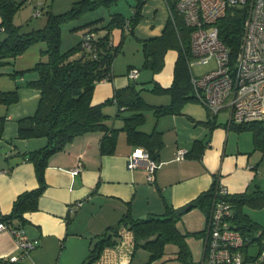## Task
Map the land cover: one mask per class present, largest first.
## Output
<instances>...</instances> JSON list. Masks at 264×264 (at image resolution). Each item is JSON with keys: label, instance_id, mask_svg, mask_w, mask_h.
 Listing matches in <instances>:
<instances>
[{"label": "crops", "instance_id": "crops-1", "mask_svg": "<svg viewBox=\"0 0 264 264\" xmlns=\"http://www.w3.org/2000/svg\"><path fill=\"white\" fill-rule=\"evenodd\" d=\"M38 10L40 13L36 14ZM47 10L40 2V8L30 9L25 18L28 20L32 12L35 15L32 21L24 23L17 16L18 11L13 21L25 30L39 28L45 23ZM168 18L165 0H147L142 5L141 19L131 34L124 32L121 51L113 59L112 78L95 84L92 104L103 102L116 88L130 83L137 87H150L154 81L165 87L171 84L177 50L165 51L158 72L142 66L143 40L161 35ZM121 36L122 32L115 30L113 41L119 42ZM46 48L45 41H38L14 59L0 62V92L16 90L18 95L15 102L0 101V214L11 211L20 192L38 185L33 163L19 153L38 149L47 139L18 137V120L33 115L37 108L40 91L27 83L37 76L33 68ZM134 68L138 70L136 79L128 76ZM13 70L18 72L14 76ZM141 94L152 105L169 101L167 95L147 89ZM104 112L110 116L109 123L117 127L123 124L121 118L114 117L117 112L114 103L107 104ZM121 114L129 111L124 109ZM144 114L138 128L158 132L162 140L154 180L147 181L143 166L132 170L127 167L128 155L139 145L128 141L125 130L118 131L112 152L100 151L101 131L76 136L48 158L46 187L39 197L38 208L25 213L28 222L22 226L34 247L19 264L27 260V264H79L96 235L117 223L125 212L129 211L133 217H146L164 213L167 205L174 209L182 207L209 189L215 180L228 194L264 189V150L256 148L248 136L243 137L245 133L229 126L228 108L213 115L202 102L190 100L176 113L155 115L151 108H146ZM179 149L185 152L177 159ZM77 166L79 169L75 171ZM71 206L74 211H70ZM245 209L246 206L243 210L250 215ZM16 254L14 235L0 229V260Z\"/></svg>", "mask_w": 264, "mask_h": 264}, {"label": "trees", "instance_id": "trees-1", "mask_svg": "<svg viewBox=\"0 0 264 264\" xmlns=\"http://www.w3.org/2000/svg\"><path fill=\"white\" fill-rule=\"evenodd\" d=\"M146 1L135 0L133 10L128 16L116 11L109 13L108 17L99 14L79 21L77 19L83 18L87 12L101 6L109 7L117 0H77L64 12L55 13L47 10L42 27L25 30L23 25L13 21L15 13L25 0H0V27L4 28L0 31V62L14 59L35 42L47 43L46 50L42 52L41 58L33 68L37 76L27 83L40 91L37 108L33 115L18 120V137L43 136L47 139L44 146L19 153L24 160L33 163L38 185L20 192L13 200L11 211L0 214V221L7 226L20 227L28 222L25 213L38 208L39 197L46 187L44 174L49 156L62 150L76 136L101 131L100 151L112 152L116 145L117 133L123 129L126 131L128 141L144 147L151 157L157 159L158 149L162 145L159 133L145 132L138 128L145 119L144 109L151 108L155 115L176 113L181 110L184 102L197 100L191 84L189 65L192 59L191 28L185 25L171 1L167 0L170 6L169 18L162 34L142 42L144 56L142 66L158 72L163 66L165 51L171 48L177 50L171 84L165 87L154 81L150 87H137L135 83H130L125 87L116 88L112 96L103 102L91 103L95 84L103 79L112 78L113 59L121 51L124 32L131 34L133 27L141 19V8ZM245 16L244 7L232 6L217 20L219 38L228 48L231 60L235 58L240 46ZM67 20L78 21L71 29H80L82 35L79 42L62 49L61 25ZM115 29L122 32L117 43L113 41ZM17 73L14 70L11 72L13 76ZM143 89L154 94L167 95L168 103L159 105L148 103L141 94ZM17 97L16 90L0 92V101L7 104L15 102ZM111 103L117 107L114 117L123 120L121 126L117 127L108 122L110 116L104 112V107ZM124 109L128 110L129 114H121ZM229 126L238 131L251 130L255 147L264 150V122L251 121L240 124L230 122ZM216 188L215 180L209 189L201 192L190 202L193 204L192 208L201 209L206 218L213 199L219 196L215 193ZM222 197L233 205L235 214L232 223L236 229L244 235H249L252 240L264 236V225L258 224L243 210L246 205L264 207V189L257 187L252 192L227 193ZM180 218L181 216H175V209L169 205L166 206L164 213L146 217H133L127 211L117 223L96 235L86 257L79 264H98L103 247L116 246L121 240L123 229L132 233L135 249L142 247L148 251V260L143 264H157L154 261L165 254L169 244L176 247V259L186 263L193 262L187 237L202 236L204 228L198 231H182L177 225ZM256 229L261 230L258 236L251 233ZM0 264L19 263L0 260Z\"/></svg>", "mask_w": 264, "mask_h": 264}, {"label": "built area", "instance_id": "built-area-1", "mask_svg": "<svg viewBox=\"0 0 264 264\" xmlns=\"http://www.w3.org/2000/svg\"><path fill=\"white\" fill-rule=\"evenodd\" d=\"M169 1L191 28L190 69L192 62L207 63L210 59L215 62V67L204 74L195 75L191 69V84L197 100L213 115L228 108L229 121L236 124L264 122V0ZM232 6L244 7L246 11L240 46L233 60L219 38L217 26V20ZM167 7L169 10L168 3ZM3 30L1 26L0 31ZM137 75L136 68L128 72L130 78L136 79ZM184 152L179 149L176 158H181ZM137 166H143L147 181L152 182L159 162L147 149L137 146L128 155L127 167L132 170ZM78 169L79 166L74 170ZM215 193L219 196L213 199L205 221L203 252L197 264H259L264 261V245L254 257L246 253L253 240L233 226L235 210L232 203L222 197L227 194L225 187L217 184ZM74 209L70 207V211ZM0 229L8 230L15 237L18 254L9 257V261L18 263L29 255L34 245L22 226L9 227L0 221Z\"/></svg>", "mask_w": 264, "mask_h": 264}, {"label": "rangeland", "instance_id": "rangeland-1", "mask_svg": "<svg viewBox=\"0 0 264 264\" xmlns=\"http://www.w3.org/2000/svg\"><path fill=\"white\" fill-rule=\"evenodd\" d=\"M20 1V0H18ZM77 0H25V3L18 10L17 16L23 20L25 23L30 19L32 21L34 18V13H30L31 16L26 20V16L30 9L35 8L37 10L40 8V2L48 10H53L55 13H60L68 10L72 4ZM135 0H117L116 3L112 4L109 7L101 6L97 9L87 12L84 14L81 19H88L91 15L102 14L105 17L109 16L111 12H122L126 16L130 15L133 10V4ZM21 13V15L19 14ZM45 15V14H43ZM26 20V21H25ZM29 21V22H30ZM78 21H64L61 27V48L67 49L70 46L76 44L79 40L80 29H71L74 24ZM116 31L118 29H115ZM114 30V31H115ZM215 67L214 59H210L207 63H191V69L195 75L204 74L209 70ZM204 105V104H203ZM205 106V105H204ZM206 107V106H205ZM207 108V107H206ZM234 131H238L234 129ZM238 132H243V137L248 136L253 144V135L252 131L248 129H243ZM246 212L250 213L252 219H254L258 224L264 225V207H253L246 205ZM205 222V213L198 207H193L187 212L181 215V218L178 220L177 225L182 231H198L204 228ZM255 236H258L261 233L260 229L251 231ZM132 233L129 230H124L121 240L116 246L107 245L104 246L99 259L98 264H143L148 260L149 253L142 247L135 249L132 242ZM187 242L191 250V255L193 262L186 263L175 258L176 247L172 244L167 245L165 254L158 260H155L154 263L159 264H197L202 257L203 252V242L202 236L190 235L187 237ZM264 245V237L261 239H254L246 248V253L248 255L256 256L259 254L261 246ZM9 259V258H8ZM24 259V258H23ZM20 261V260H19ZM18 261V263H19ZM28 261V260H27ZM27 261L20 264H27Z\"/></svg>", "mask_w": 264, "mask_h": 264}, {"label": "water", "instance_id": "water-1", "mask_svg": "<svg viewBox=\"0 0 264 264\" xmlns=\"http://www.w3.org/2000/svg\"><path fill=\"white\" fill-rule=\"evenodd\" d=\"M193 204L192 203H187L186 205L176 208L175 209V216L180 217L183 213L187 212L192 208Z\"/></svg>", "mask_w": 264, "mask_h": 264}]
</instances>
